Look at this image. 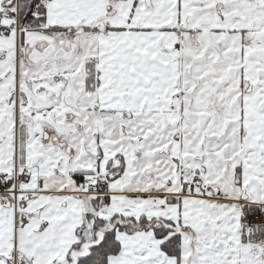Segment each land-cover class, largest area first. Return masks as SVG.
I'll use <instances>...</instances> for the list:
<instances>
[{
    "label": "snow or ice",
    "instance_id": "obj_1",
    "mask_svg": "<svg viewBox=\"0 0 264 264\" xmlns=\"http://www.w3.org/2000/svg\"><path fill=\"white\" fill-rule=\"evenodd\" d=\"M0 264H264V0H0Z\"/></svg>",
    "mask_w": 264,
    "mask_h": 264
}]
</instances>
